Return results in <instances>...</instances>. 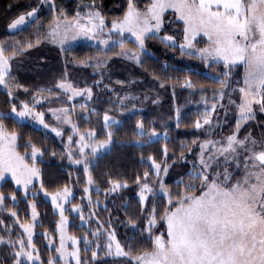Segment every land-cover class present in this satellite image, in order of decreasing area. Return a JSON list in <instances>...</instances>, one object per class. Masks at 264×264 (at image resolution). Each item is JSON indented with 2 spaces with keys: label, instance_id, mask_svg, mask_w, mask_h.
Returning a JSON list of instances; mask_svg holds the SVG:
<instances>
[{
  "label": "snow or ice",
  "instance_id": "snow-or-ice-1",
  "mask_svg": "<svg viewBox=\"0 0 264 264\" xmlns=\"http://www.w3.org/2000/svg\"><path fill=\"white\" fill-rule=\"evenodd\" d=\"M83 6V5H82ZM53 24L49 25L47 34H40L39 29L42 23L36 24L35 40H15L9 45L7 41H0V87L6 90V103L10 105L9 111H0V180H4L7 173L11 174V180L16 185L24 188V197L29 194L36 197L40 191L51 197V202L55 209L59 211V220L56 221L55 232L59 233V246L55 248L56 255H50L47 264H88V261L81 256L79 248L80 241L85 244L84 252L87 253L92 244L87 233L82 237L75 234H68L67 228L70 224L69 217L65 215L66 201L71 197V189L64 186L57 191L49 193L44 188L41 179L42 169L37 163L38 157L43 156V151L35 143L28 142L31 148V163L28 162V153L22 155L17 151L18 133L8 131L4 120L15 118L17 122H22L24 118L31 117L38 121L44 128L50 126L45 123L44 113L37 112L36 106L49 98L59 99L57 91L52 88H41L29 99L19 100L18 92L23 89L27 94L31 89L17 82L12 76V61L28 50L41 45L42 42L50 41L58 44L61 51L65 46L79 36L97 39V34L103 32L106 22L104 17L95 9V4L87 5L90 11L83 17L85 23H80V13L71 21L61 12L56 14V6L52 4ZM171 9L177 19L183 22V42L179 45L182 54L196 56L206 65L213 63H223L226 71L224 77H229L233 67L239 64L244 66V86L239 88L240 103L238 105V118L236 132L228 135L226 139L205 140L200 143V154L198 156L199 167L195 171L188 173V180L181 178L177 182L175 193L170 189L161 176V171L165 174L169 171L170 165L167 163L168 148L163 147V162H157L153 155L147 157L150 162V170L145 171L143 176H136V184L139 186L138 211L144 217L143 232L147 236H141L151 242L150 248H142L133 253L131 249L125 247L116 239V232L112 226L111 214L107 221H100L92 208L93 201L90 195L88 206L90 213L87 219L83 214L82 204H73L70 212L79 213L81 224H91L92 219L97 220V229L91 233L98 238L102 233L108 236L107 255H114L116 258H125L128 264H264V143L255 139L251 133L240 138L238 131L241 122H246L255 117L254 106L258 105L261 112H264V0H149L143 9L136 6L134 0H128L127 10L120 19L112 21V28L108 30V38L100 39L101 45H108L113 35H118L119 39L112 41L119 44L122 52L129 60H134L137 64L142 63L140 53L145 49V41L149 36H159L163 24L164 14ZM38 15V8L20 14L8 24V29L16 30L18 26L25 25ZM63 16V19L60 17ZM98 21V23H97ZM115 30V31H113ZM130 33L133 43L137 45V50L128 49L124 43V33ZM199 34L207 38V43L202 48H196L194 39ZM165 44L176 46V37L171 35L159 36ZM11 47V51L8 48ZM106 52V49H104ZM80 64H88L99 70L107 64V59L97 57L95 63L91 59L77 61ZM67 73L64 74L66 77ZM102 80L96 81L99 86ZM119 83H123L122 81ZM219 98L223 100L227 87V79L219 81ZM164 86L163 84L161 85ZM189 89L195 86L191 80H186L185 85ZM56 90L67 95V100L72 101L74 97L86 94L88 99L93 97L92 87L77 88L70 81L61 78L56 84ZM108 87V86H106ZM203 92V87L199 88ZM215 91V90H214ZM47 93V95H44ZM129 97H118L120 109L124 110V101ZM217 99L216 95L213 100ZM234 103V102H232ZM223 107V105H220ZM86 109V105H80ZM217 105H212L211 111H206L203 125L198 119L195 128L211 126L212 113ZM55 116L57 123L71 125L73 132L79 136L75 141L78 145L79 159H73L75 153L70 145L73 136L69 135V145L66 146L68 159L75 165L82 164L87 177V184H94L90 172L91 161L86 149L91 150L92 157H98L102 151L111 148L114 131L113 125H118L114 117L106 111L103 114V129L106 138L97 139L95 128L80 131L77 124L72 122L71 114L74 107H61L49 109ZM91 111H95L92 109ZM87 119V117H85ZM177 127H179L180 112L176 110ZM136 134L134 143L137 147H144L155 140H168V132L163 135L157 131L156 127L145 131L142 120H137L135 124ZM51 131L57 136L62 133L59 128L52 127ZM196 141H193L195 144ZM180 147L192 151L191 146L181 143ZM55 155V153H53ZM185 153H180V158L185 157ZM143 162L144 157L141 156ZM235 165L232 168V165ZM194 169L197 165L193 164ZM213 169H216L213 171ZM222 169V170H221ZM240 172L236 176V172ZM154 174L152 183L147 182ZM34 178L40 180V188L37 191L29 192V188L35 187ZM108 188L104 189L105 195L116 193L121 188L128 187V182L120 179L108 178ZM159 184L156 188L155 184ZM87 195L89 187L83 189ZM99 193L100 189L97 187ZM157 195H161L166 204L163 208L160 220L167 225V238L164 234L153 235V228L157 224L159 206L155 203ZM11 199L12 203L17 202L16 193L6 196L0 192V211L4 210L6 199ZM153 199L151 211L147 209L146 202ZM99 203V200L96 201ZM28 207L31 209L32 223H20L18 211L8 208V215L15 218L14 223H18L23 229V234L27 235V242L23 239V234L18 239H12V228L3 219L0 225H4V231L8 236L0 235V245L11 249L10 258L12 264H43L39 250L33 243L34 228L39 213L36 202L29 201ZM128 208V205H124ZM107 210V209H106ZM127 223L133 229L137 227V221L128 216ZM48 244L51 246L53 240L49 239L47 230L43 233ZM131 239V238H129ZM71 242V248L67 242ZM114 243V252H113ZM100 245L91 251V258L95 260L99 254Z\"/></svg>",
  "mask_w": 264,
  "mask_h": 264
},
{
  "label": "trees",
  "instance_id": "trees-1",
  "mask_svg": "<svg viewBox=\"0 0 264 264\" xmlns=\"http://www.w3.org/2000/svg\"><path fill=\"white\" fill-rule=\"evenodd\" d=\"M59 9L67 18L74 16L76 6L81 2L94 3L99 12L104 17L106 28H110L114 19L123 17L128 0H53ZM32 7L38 8L36 19L31 20L22 29L10 32L8 24L20 14L31 10ZM53 12L48 9L42 0H0V41H7L9 45L15 40H35L36 24L42 23L43 27L39 29L40 34H44L45 26L51 21ZM174 27L177 30L174 31ZM162 34L182 35V24L176 22L173 25L167 24L161 31ZM118 37L117 35H115ZM130 45H134L129 42ZM11 51V47L8 48ZM98 53H100L98 51ZM109 60L99 71H95L91 66H85L77 61L92 58L94 56L93 48L80 45L69 48L63 53L58 47L42 42L41 45L21 54L12 61V76L24 87L31 89L27 94L23 89L18 92V99H29L39 89L52 88L57 91L59 99L49 98L40 106L39 111L44 113V120L47 124H54V120L47 112L49 108L70 107L73 111L74 121L80 129L95 128L98 135L97 139H104L103 114L107 111L110 116L119 121L118 125L113 126L114 139L111 148L98 156L90 167V172L94 180V185L100 189L98 196L104 193V189L109 185V177L128 182V187L121 188L112 195H105L107 201V218L103 212L98 213L99 218L104 221L109 219L111 214L112 225L116 232L118 241L133 253L142 248H150L151 242L140 237L147 236L143 232L144 217L138 209V191L136 176H143L145 171L150 170V162L147 161L149 155L156 157L157 162H163V147L166 144L168 148L167 163L170 165L169 171L165 174L164 183L173 190L177 188V182L183 178L188 180V173L192 171L193 164L197 162L198 145L200 142L210 138L224 139L233 132H236L237 107L239 101V88L241 87L244 66L242 64L233 67L229 77H224L225 67L223 63H214L206 66L202 60L196 56L182 54L178 46L165 44L157 36H149L145 41V53L142 63L137 64L124 59L115 54V50L106 52ZM67 73L66 77L64 74ZM70 81L77 88L92 87L93 97L88 102L83 103L81 99L72 101L67 100V94L56 90V84L61 78ZM191 80L194 89L184 86L186 80ZM227 79V87L224 92L223 100H220L219 107L212 113L211 118L217 121L214 128L203 126L200 129L195 128V122L199 119L203 125V119L206 111L203 102L213 100L220 88L219 81ZM102 80L99 86L96 81ZM123 83H119V82ZM164 85L163 87L161 85ZM108 86V87H106ZM203 87L205 91H199ZM215 90V91H214ZM129 97L124 101L123 112L120 109V100L118 97ZM234 102V103H232ZM86 105L82 109L80 105ZM220 105H223L221 107ZM135 108V109H134ZM95 109V111H91ZM131 109H134L130 112ZM179 109L180 121L177 127L176 110ZM10 105L6 103V91L0 87V111H9ZM255 117L249 121L243 122L238 131V136L243 138L251 135L259 142L264 143V112H261L258 105L254 106ZM87 117V119H85ZM137 120H142L145 131L156 127L160 134L168 132L169 139H158L144 147H137L135 140V124ZM8 131L15 130L19 135L17 139V150L25 154L30 152L31 148L28 142L35 143L43 151V156L37 160L42 169L41 179L44 188L48 192H55L64 186H72L76 198L83 195L82 186L84 182L81 178L79 168L73 167L68 163L65 155L64 145L70 133L65 128L61 137H56L51 132L38 128L30 122H17L15 118L4 120ZM193 141H196L193 144ZM185 143L191 146L192 151L187 148H181L180 144ZM186 155L180 158V153ZM55 153V155H53ZM141 156L144 157L142 162ZM235 165H232L234 168ZM241 173L236 172V176ZM154 174L147 182L152 183ZM156 185V184H155ZM0 192L6 196L15 192L17 202H10L6 199V205L18 211L19 219L29 220L27 199L36 201V208L39 213V224L37 229L48 234L54 235V229L57 220V214L52 205L43 199L40 195L37 197L22 198V191L16 189L10 180H5L0 185ZM153 199L149 198L146 202L147 209L151 211ZM11 203V204H10ZM155 203L159 206V215L157 224L154 226L153 235L161 233L165 236V223L159 216L163 213L166 204L162 196L157 195ZM124 205H128L125 208ZM131 215L137 221V227L132 228L127 223L128 216ZM7 221L8 216H3ZM8 222V221H7ZM69 232L80 236L86 230L78 226L77 222H71ZM131 238V239H129ZM35 244L39 250V255L45 262V257L50 253L44 246L42 235H37ZM81 256L88 261V264H128L125 258L116 257H96L91 258V250L85 253L81 244ZM0 264H12L10 258V249L2 246L0 248Z\"/></svg>",
  "mask_w": 264,
  "mask_h": 264
},
{
  "label": "rangeland",
  "instance_id": "rangeland-1",
  "mask_svg": "<svg viewBox=\"0 0 264 264\" xmlns=\"http://www.w3.org/2000/svg\"><path fill=\"white\" fill-rule=\"evenodd\" d=\"M42 1H43V3H45V6H46L48 9H51V11H52V7H51V6H52V4L54 3V1H53V0H42ZM148 2H149V0H134V3L136 4V6L139 7V8H141V9H143L144 6H145ZM54 4H55V3H54ZM91 4H93V3H90L89 1H88V2H86V1L81 2V1H80V2L78 3V5L76 6V10H75L74 16H73L72 18H68L69 21H71L73 18H75V17H76V14L79 12V13H80V23H82V24L85 23L86 21L83 19V17H84L89 11H90V9L87 7V5H91ZM82 5H83V6H82ZM55 6H56V10L60 8V7H58V5H56V4H55ZM95 6H96V5H95ZM127 6H128V4H127ZM95 10H98V11H99V9L97 8V6H96L95 9H92V11H95ZM126 10H127V9H126ZM52 12H53V11H52ZM61 12H62V11H59V12L56 11V14H60ZM52 18H53V17H52ZM60 18L63 19V16H61ZM121 18H122V17H121ZM163 19H164L163 28H164V26H166L167 24L173 25V24L176 23V22L182 24V35H181L180 37H179L178 35H176V34L171 35V36L176 37V46H178V48H179V45L183 42V37H184V33H183V27H184V26H183V22H182V21H179V20L177 19V17L175 16L174 12H173L171 9H169V10L166 11V13L164 14ZM27 23H29V22H27ZM27 23H26V24H27ZM97 23H98V21H97ZM26 24H25V25H22V26H18V28H17L16 30H10V29H9V31H10V32L18 31V30L22 29L23 27H25ZM50 24H53V19H51V21L45 26V32H44V34H47L48 29H49V25H50ZM53 26H54V24H53ZM111 28H112V22H111V26H110V28H106V27H105L104 30H103V32L97 34V39H92V38H90V37L79 36V37H77L75 40L70 41V42L65 46V50L62 51V52L65 53L69 48L74 47V46L86 45V46H89V47H92V48H93L94 56H93L92 58H91V57H90V58H87V59H85L84 61H87V60L91 59V60L93 61V64H94V63H95V59H96L98 56H99V57H104V58H106L107 61H108L110 56H107V55H106V52L109 51V50H115V54H116V55H118V56H120V57H123V58L126 59V60H129V59H127L126 56H124V55H119V53L122 52L121 48L119 47V44H113V43H112V41H114V40H118V39H119V36H118V35H117L118 37H116L115 35H113V36H112V40L109 41L108 45H101V44L99 43V40H100V39H107V38H108V30L111 29ZM163 28H162V29H163ZM173 29H174V31H175V30H177V27H174ZM113 31H115V30H113ZM161 31H162V30H161ZM44 34H43V35H44ZM164 35H170V34H162L161 32H160V34H159V36H164ZM159 36H157V37H159ZM133 39H134V38L131 37V34H130V33H127V32L124 33V43H125L126 48H128V49H133V50H137V45H136L135 43H133ZM47 42L50 43V44H52V45H54V46H56V47H58V48L61 50V48H60V46H59L58 44H53V43H51L50 41H47ZM129 42H132L134 45H130ZM194 43H195L196 48H202V47H204L205 44L207 43V38H206V37H203L202 34H199L197 37H195V39H194ZM170 45H171V44H170ZM104 49H106V52L104 51ZM179 49H180V48H179ZM98 51H99L100 53H98ZM144 53H145V49L140 53L141 58H143V54H144ZM186 54H187V53H186ZM129 61L136 63L134 60H129ZM203 63H204V62H203ZM221 63H222V62H221ZM204 64H205V63H204ZM213 64H214V63H213ZM82 65H85V66H91V65H88V64H82ZM205 65H206V64H205ZM211 65H212V64H211ZM206 66H208V65H206ZM91 67L94 68L93 66H91ZM100 69H101V68H100ZM100 69H99V70H100ZM94 70H95V71H99V70H97L96 68H94ZM225 71H226V69H225ZM244 71H245V70H244ZM244 71H243V77H242L241 87L244 86ZM1 89H2V90H5L3 87H1ZM5 91H6V90H5ZM44 95H47V93H44ZM67 95H70V93H67ZM216 97H217V99H216L215 101H214V100H209L208 102H203V107H204L205 110H207V111H211V110H212V105H213L214 103L217 105V108L219 107V103H220V100H221V99L219 98V91H218ZM75 99H81V100L83 101V103L89 101V99H88V97H87L86 94L81 95V96L74 97L73 100H75ZM45 101H46V100H45ZM45 101H42L39 105L36 106V111H37V112H42V111H39V110L37 109V107L40 106V105H41L42 103H44ZM239 103H240V96H239V101L236 103V107H237V118H238V111H239V110H238V105H239ZM57 108H61V107H57ZM57 108H49V109H57ZM217 108H216V109H217ZM49 109L47 110V112L51 115L52 119L54 120V124H52V125L48 124L50 127L47 128V129L44 128V127H43L38 121L32 119L31 117H26V118L23 119V121H25V122H30L31 124H33L34 126H36V127H38V128L44 129V130H46V131H49V132H51L53 135H55L56 137H61V136H57L54 132H52V131H51V128H52V127L59 128L60 131H61V133H63V131H64L65 128H68V130L70 131L69 135H72V136H73V141H72V143H71V145H70L71 150L75 153L73 159H79L80 157H79L78 145H76V143H75V141L79 139V136L73 132V129H72L71 125H68V124H62V123H57L55 116H53L52 112L49 111ZM134 109H135V108H134ZM134 109H131L130 112H132ZM74 110H75V108H74ZM71 118H72V122L75 123V124H77V122L74 121L73 113L71 114ZM116 120H117V119H116ZM211 120H212V124H211L210 127H211V128H214V127L217 125V121H216V120H213L212 118H211ZM117 121H118V120H117ZM45 123H46V122H45ZM242 123H243V122H241V124H242ZM46 124H47V123H46ZM113 126H115V125H113ZM113 126H112V127H113ZM79 129H80V128H79ZM86 130H87V129H86ZM80 131L83 132L84 130L80 129ZM69 135H68V137H69ZM162 135H163V134H161V136H162ZM68 137H67V139H66V143H65V145H64L65 155H66V158H67V160H68V163H69L71 166L80 169V171H81V178H82V181L84 182L83 186L81 187V188H82V191H83V189H84L85 187H89L90 191H89V193H88L87 195H86V194L84 193V191H83V195L80 196V197H78V198H76V199H75L76 201L74 202V201H73V199L75 198V192H74V189H73V187H72L71 185L68 186V187L71 189V193H72V195H71V197L69 198V200L65 202V203H66V211H65V215L69 217L70 224H71V222H75V221H76L77 224H78V226H82V227L85 228V230H86L85 233L88 234L89 239L92 241V244H91L89 250L92 251V250L96 249L97 244L100 245V247H99V254L97 255V257H100V256H101V257H105V256H107V257H115L114 255H107V254H106V253H107L106 245H107L108 242H109V241H108V236H107L106 233H102L98 238L93 237V236L91 235V233H92L93 231H95V230L97 229V226H98V225H97V220H96V218H93V219H92V222H91L90 225L87 224V223H85V224L82 225V224H81V221H80L79 213H73V212H70V211H69V210L71 209V207H72L73 204H82V206H83V214H84L85 218L87 219V217L89 216V213H90V208H89V206H88V198H87V196L90 195L91 198H92V201H93L92 208L95 210L98 219H99L100 221H104L103 218L101 219V218H99V216H98V213H101V212H103V214H104L105 217L107 218V212H105V209H106V207H107V201H106L105 193H102L101 195L95 196L94 193L97 192V191H96V188H97V187H96L94 184H92V185H88V184H87V177H86V175H85V173H84V167H83V165H82V164H80V165H75V164L72 163V161H70V160L68 159V152H67V148H66V146L69 145ZM105 138H106V137H105ZM105 138H104V139H105ZM210 139H211V140L220 141V139H215V138H210ZM224 139H226V138H224ZM224 139H222V140H224ZM99 140H103V139H99ZM202 142H203V141H202ZM202 142H200V143H202ZM200 143H199V145H200ZM199 145H198L199 151H198V153H197V162H196L197 168L194 169V167H193L192 171L197 170L198 167H199L198 156H199L200 151H201ZM108 150H109V149H108ZM108 150L102 151L101 154H103L104 152H106V151H108ZM17 151H18V150H17ZM18 152H19V151H18ZM86 152L89 153V159H90V161H91L90 167H91V165L95 162V159H96L97 157H92V156H91V154H90V153H91V150H90V149H86ZM30 153H31V151L28 152V157H27L29 163H31ZM21 154H22V153H21ZM101 154H100V155H101ZM22 155H24V154H22ZM100 155H99V156H100ZM40 158H41V157H38L37 160H39ZM183 160H184V159H183ZM215 170H216V169H213V171H215ZM221 170H222V169H221ZM161 176H162L163 178H164V176H165V173H164L163 171H161ZM5 180H10L11 183L15 186L16 189H19V190L22 191V198H25V197H24V188H23V186H22V185H16V184L14 183V181L11 180V174H10V173H7V174H6V177H5L4 180H0V185H1L2 183H4ZM33 182H34L35 187L33 188V187L30 186V188H29V192H30V193H31L32 191H37V190L40 188V180L34 178V181H33ZM155 187L158 188V187H159V184L157 183V184L155 185ZM119 190H120V189H119ZM119 190H118V191H119ZM118 191H117V192H118ZM49 193H52V192H49ZM138 193H139V191H138ZM113 194H114V193H113ZM39 195H40L43 199H45L46 201H48V202L52 205V208H53L54 212L57 214V220H56V221H58V220H59V211H58L57 209L54 208V206H53V204H52V202H51V197H50V196H46V195L44 194L43 191H40L39 194H38L37 196H39ZM109 195H112V194H109ZM37 196H36V197H37ZM137 196H138V195H137ZM159 196H161V195H159ZM27 197H31V198H33V196H32L31 194H29ZM97 200H99V203H98V204L96 203ZM138 200H139V197H138ZM164 200H165V199H164ZM29 201H35V200H34V199H29V200L27 199V204H28ZM10 202L12 203L11 199H10ZM35 202H36V201H35ZM165 202H166V200H165ZM11 203H10V204H11ZM9 207H10V205H9ZM9 207L6 205V201H5L4 210H3V211H0V219H3V220L6 222V224H7L9 227L12 228L11 236H12V239L15 240V239H18V238L21 237V235L23 234V229H21V228L19 227V224H18V223H14L15 218H13V217H11V216L8 215L7 209H8ZM37 212H38V210H37ZM6 215L8 216V219H7L8 222L3 218V216H6ZM28 215H29V220H22V219H19V222H20V223H32V220H31V209H30L29 207H28ZM106 221H107V219H106ZM164 223H165V222H164ZM38 224H39V215H38V218H37V221H36V226H35V228H34L33 243L35 244V239L37 238V235H42V241H43V243H44V246H45V248H46L50 253L45 257V262H43L44 259H42L41 256H40V258H41V261L43 262V264H47V261H48L49 256H50V255H53V256L56 255V253H55V248L59 246V233L55 232V229H54L55 234H54V235L49 234V237H48V238L53 240V244L50 246V245L48 244V240H46V239H45V236L43 235L44 232H43V231H39V230L37 229V225H38ZM70 224H69V225H70ZM112 226H113V225H112ZM55 227H56V225H55ZM113 228H114V227H113ZM67 232H68V234L71 235V233L69 232V226H68V228H67ZM85 233L81 234L80 236L82 237ZM165 233H166V234H165V238H167V225H166V223H165ZM0 235H4L5 237L8 236V233H7L6 231H4V225H0ZM23 239L25 240V242H27V235H26V234H23ZM116 239H117V237H116ZM117 240H118V239H117ZM81 244H82V247L85 248V244H84L83 240L80 241L79 248H81ZM67 245H68L69 248L72 247L70 241L67 242ZM2 246H3V245H0V248H1ZM35 246H36V244H35ZM36 248H37V246H36ZM37 249H38V248H37ZM125 250H127V249L125 248ZM10 252H11V249H10ZM113 252H114V243H113ZM37 264H40V262H37ZM58 264H60L59 261H58ZM71 264H75V261H71Z\"/></svg>",
  "mask_w": 264,
  "mask_h": 264
}]
</instances>
